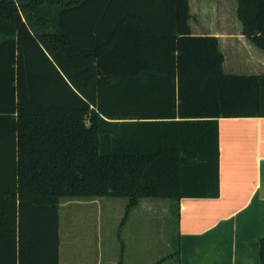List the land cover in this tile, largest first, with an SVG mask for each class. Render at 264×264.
Masks as SVG:
<instances>
[{
	"label": "trees",
	"instance_id": "16d2710c",
	"mask_svg": "<svg viewBox=\"0 0 264 264\" xmlns=\"http://www.w3.org/2000/svg\"><path fill=\"white\" fill-rule=\"evenodd\" d=\"M188 1L0 0V264H59L62 198L217 197V121L264 117V76L225 73Z\"/></svg>",
	"mask_w": 264,
	"mask_h": 264
},
{
	"label": "crops",
	"instance_id": "0c3cea01",
	"mask_svg": "<svg viewBox=\"0 0 264 264\" xmlns=\"http://www.w3.org/2000/svg\"><path fill=\"white\" fill-rule=\"evenodd\" d=\"M234 1L225 2L234 5L237 23L208 32H196L189 23L191 32L217 38L225 73L264 76V50L244 34ZM188 4L190 21L193 8L205 5L201 1ZM217 144V197L169 199L170 203L163 206L173 213L177 225L176 263L260 264L259 241L264 238V117L219 118ZM90 204H96L95 200L85 202V206ZM125 221L121 220L120 227ZM117 238L123 256L125 243L120 233Z\"/></svg>",
	"mask_w": 264,
	"mask_h": 264
},
{
	"label": "rangeland",
	"instance_id": "374dc122",
	"mask_svg": "<svg viewBox=\"0 0 264 264\" xmlns=\"http://www.w3.org/2000/svg\"><path fill=\"white\" fill-rule=\"evenodd\" d=\"M201 1L195 6L189 23L196 32H208L218 26L237 23L234 0ZM95 200L96 204L85 206ZM126 198H62L59 204V264H177L176 222L173 213L163 208L169 199L144 198L124 216ZM117 233L124 243L121 255ZM98 243L100 248H98ZM170 255V256H169ZM122 259V261H121Z\"/></svg>",
	"mask_w": 264,
	"mask_h": 264
}]
</instances>
